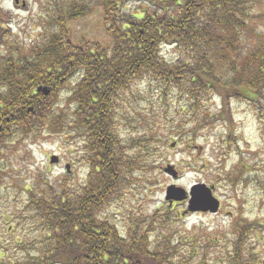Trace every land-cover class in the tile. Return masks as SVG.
I'll list each match as a JSON object with an SVG mask.
<instances>
[{"label": "trees", "instance_id": "1", "mask_svg": "<svg viewBox=\"0 0 264 264\" xmlns=\"http://www.w3.org/2000/svg\"><path fill=\"white\" fill-rule=\"evenodd\" d=\"M63 1L54 2L35 46L14 43L0 50V149L68 132L82 140L88 174L74 188L67 179L44 177L42 191L35 184L26 189L27 210L43 235L16 244L23 245L29 264H193L196 247L185 257L174 253V236L152 242L158 218L169 214H140L129 219L123 233L104 211L124 196L134 175L155 169V161L150 162L155 144L169 138L161 128L172 129V140L199 136L212 121L209 97L220 96L223 105L230 98L245 99L264 115V31L254 26V3ZM95 7L102 9L110 46L73 41L70 23L91 15ZM8 33L0 26V45L5 46ZM137 82L145 87L143 95L132 90ZM148 92L155 94L158 109H143L136 127L128 116L125 125L136 132L125 145L118 131V100L131 93L145 101ZM235 232L241 238L237 251L246 234ZM235 251L229 255L232 264Z\"/></svg>", "mask_w": 264, "mask_h": 264}, {"label": "rangeland", "instance_id": "2", "mask_svg": "<svg viewBox=\"0 0 264 264\" xmlns=\"http://www.w3.org/2000/svg\"><path fill=\"white\" fill-rule=\"evenodd\" d=\"M252 1L251 13L256 17L254 26L264 31V0ZM2 2H5V9L1 6ZM54 2L67 1L28 0L25 9L9 12L7 9H11L12 4L0 0V26L8 28L9 32L3 39L5 46L2 41L0 50L14 43L26 49L35 46L45 19L52 13ZM136 7V2L132 1L131 12H135ZM70 27L76 43L85 39L99 41L106 46L111 44L100 7H95L91 15L72 21ZM166 53L174 56L171 50ZM69 88L71 85H67L65 90ZM132 90L143 95L145 87L137 82ZM154 95L148 92L145 101L131 93L122 94L119 98L118 131L125 145L135 139L136 132L127 129L128 116L136 127V119L143 109H158ZM65 102L62 94L60 103L64 106ZM207 102L212 121L198 133L199 136L194 141H190L188 136L172 140V129L161 128L163 136L169 138L164 144L159 140L155 144L153 158L150 157V162L155 161V169L134 175L124 196L110 205L104 216L124 233L129 219L140 214L150 216L156 211H161L158 212L160 216L169 214L168 217L163 215L158 218L152 242L154 238H159L164 243L162 235L167 239L174 236V253L185 257L192 246L196 247L194 251H199L198 254L192 257L193 260L190 258L193 264H198L199 260L205 264H232L229 255L234 253L239 240L235 230L248 225L240 249L250 251V256L256 257L257 262L264 261V226H259L264 224V115L258 105L254 106L245 99L230 98L223 105L221 97L213 95ZM59 109L64 111L65 108ZM26 142L17 148L0 149V264H29L28 254L20 248L23 245H18L43 235L33 219L34 214L27 210L29 194L26 195L25 190L35 184L37 192L42 191L39 183L44 177L50 182L67 179L74 188L83 183L88 174L80 138L72 139L67 132L65 135L31 138ZM54 156L59 158V163L50 162ZM67 165L70 166V173L66 170ZM168 166L177 171V179L165 172ZM197 184L215 187L214 195L222 201L218 215H186L187 204L174 202L170 205L166 201L168 187L176 186L189 191ZM239 221L242 223L239 224ZM244 254L241 253L242 263L250 260L249 257L245 259Z\"/></svg>", "mask_w": 264, "mask_h": 264}, {"label": "water", "instance_id": "3", "mask_svg": "<svg viewBox=\"0 0 264 264\" xmlns=\"http://www.w3.org/2000/svg\"><path fill=\"white\" fill-rule=\"evenodd\" d=\"M16 3L19 4V0H17ZM38 91H44L46 95L49 94L47 89L39 88ZM58 162L59 158L57 156L51 158L52 164H56ZM66 169L68 172H70L69 165L66 167ZM165 172L171 175L174 179L178 178V173L172 166H168L165 169ZM214 189L215 187H209L205 184L194 185L189 191L176 186H170L166 190V201H168L170 205H172L174 202L188 201L187 212H210L212 214H216L220 208V201L213 195Z\"/></svg>", "mask_w": 264, "mask_h": 264}, {"label": "flooded vegetation", "instance_id": "4", "mask_svg": "<svg viewBox=\"0 0 264 264\" xmlns=\"http://www.w3.org/2000/svg\"><path fill=\"white\" fill-rule=\"evenodd\" d=\"M6 2H10L11 4H12V8L11 9H7L8 11L9 10H12V9H19V10H21V9H25L24 7H23V5L26 3V1H28V0H19V4H17L16 2H17V0H5ZM1 6L4 8H6V5H5V2H2L1 3ZM26 7H28L27 5H26ZM4 8V9H5ZM10 12V11H9ZM221 201V200H220ZM221 203V206H220V210H221V207H222V201L220 202ZM220 212V211H219ZM190 214H192V213H190ZM189 214V215H190ZM196 214V213H195ZM199 214H203V213H199ZM219 214V213H218ZM218 214H216V215H218ZM203 215H212V214H210V213H206V214H203ZM240 223H242L241 221H239V224ZM258 224V223H257ZM248 225H246V227H247ZM259 226H264V224H262V223H260L259 224ZM246 227H245V225H243L242 227H240V232H244L245 234L247 233V229H246ZM251 227V226H250ZM241 239V238H240ZM239 239V240H240ZM238 240V241H239ZM240 242V241H239ZM240 247H241V243H240V246H239V249L237 250V251H235L236 252V254H235V257L233 258V260H234V264H264L263 262L264 261H260V262H257L256 261V257H251L250 256V251H246V252H243V250H241L240 249ZM241 253H245L244 254V256H245V259L247 258V257H249V261H246L245 263H242V261H241ZM238 256H240V259L238 260Z\"/></svg>", "mask_w": 264, "mask_h": 264}]
</instances>
